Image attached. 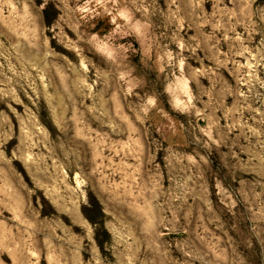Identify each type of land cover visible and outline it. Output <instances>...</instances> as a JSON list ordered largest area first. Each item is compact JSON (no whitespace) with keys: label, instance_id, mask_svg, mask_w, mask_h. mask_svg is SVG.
Returning <instances> with one entry per match:
<instances>
[{"label":"rangeland","instance_id":"1","mask_svg":"<svg viewBox=\"0 0 264 264\" xmlns=\"http://www.w3.org/2000/svg\"><path fill=\"white\" fill-rule=\"evenodd\" d=\"M0 264H264V0H0Z\"/></svg>","mask_w":264,"mask_h":264},{"label":"trees","instance_id":"2","mask_svg":"<svg viewBox=\"0 0 264 264\" xmlns=\"http://www.w3.org/2000/svg\"><path fill=\"white\" fill-rule=\"evenodd\" d=\"M44 16H45L46 21H49V14H48L47 9L44 10Z\"/></svg>","mask_w":264,"mask_h":264}]
</instances>
